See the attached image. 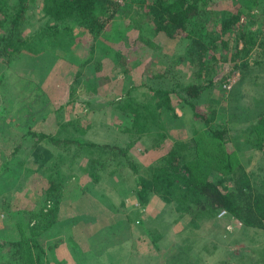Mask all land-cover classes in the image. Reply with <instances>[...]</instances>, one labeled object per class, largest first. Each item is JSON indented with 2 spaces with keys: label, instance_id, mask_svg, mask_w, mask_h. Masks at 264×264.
I'll return each instance as SVG.
<instances>
[{
  "label": "rangeland",
  "instance_id": "obj_1",
  "mask_svg": "<svg viewBox=\"0 0 264 264\" xmlns=\"http://www.w3.org/2000/svg\"><path fill=\"white\" fill-rule=\"evenodd\" d=\"M41 6L42 0L31 3L23 32L40 31L41 36L10 65L6 53L0 55V72L6 71L9 86L0 90V234L12 236L16 229L3 201L12 211L29 209L28 216L59 199L57 222L39 236L47 264H262L263 231L245 227L228 213L203 220L156 194L145 203L137 194L138 177L147 167L176 140L206 129L177 94L168 95L173 110L162 100L164 90L181 92L199 83L198 68L187 54L190 39L155 31L147 7L136 3L123 5L95 38L76 21L43 33L54 20ZM210 7L222 18L246 12L224 36L229 48L210 52V74L203 73L200 84L211 78L215 83L195 102L199 111L206 116L214 112L215 122L229 128L236 161L264 191V153L247 142L264 116V64L240 70L233 60L240 30L261 34L264 0H212ZM128 91L143 105L137 125L123 110ZM155 112L159 116H151ZM31 128L120 144L130 157L108 149L93 172L90 150L74 144L35 137L14 151ZM52 179L60 190L50 200L44 190H52Z\"/></svg>",
  "mask_w": 264,
  "mask_h": 264
},
{
  "label": "trees",
  "instance_id": "obj_2",
  "mask_svg": "<svg viewBox=\"0 0 264 264\" xmlns=\"http://www.w3.org/2000/svg\"><path fill=\"white\" fill-rule=\"evenodd\" d=\"M33 1L0 0V55L6 53L8 65L29 48L36 35L41 36L40 31L38 34H23ZM135 3L136 6L147 7L145 13L150 17L155 31L164 32L171 38L181 36L190 39L191 47L187 54L191 64L198 68L196 76H199V83L181 86V92L176 89L164 90L165 96L162 100L173 110L168 95L177 94L180 102L192 107L195 119L203 122L206 128L195 130L190 138L176 140L165 156L145 169L146 172L137 181L140 201L147 202L153 193L168 204L177 203L180 209L196 217L201 215L203 220L217 217L225 210L245 227L264 232V191L253 184L246 167L236 161V152L229 145L233 139L229 128L215 122L214 112L206 116L199 111L195 102L215 83V79L211 78L208 83L200 84L202 74H210L206 70L209 67L210 52L229 48L224 36L234 31L245 10H238L222 18L215 15L214 9L210 7L212 0H42L41 9L44 15L54 20L43 33L54 29L58 31L68 23L76 21L81 27L90 30L95 38L102 26L117 16L123 5L130 4L133 8ZM101 17L107 20H101ZM262 28L261 34L251 28L239 31V46L233 57L236 69L248 70L252 66L264 64V27ZM253 53L256 54L255 58ZM3 88H9L6 71L0 72V90ZM129 94L131 91L127 92L128 101L124 103L123 110L129 122L132 120L131 123L137 125L142 117L143 105L133 100ZM157 115L159 116L155 112L151 116ZM253 128L252 133L256 135L252 140L248 138L247 142L264 153V116ZM35 137L39 140L47 138L56 145L74 144L78 150L89 149L88 167L90 170L92 165L93 172V167L100 163L105 156L103 152L108 149L120 157H130L127 149L120 144H99L83 137L52 136L46 131L39 132L32 128L18 138L14 151H19L27 140ZM73 154L78 157L75 152ZM6 164L7 161L2 169H5ZM129 164L136 169L130 159ZM54 180L52 179V184L56 182ZM57 186L58 184H54L52 190H44L48 199L57 197L60 190ZM2 204L5 205L3 209L16 229L12 236L0 234V263L47 264L39 236L57 222L59 199H54L53 205L48 209L31 210L34 213L28 216L26 213H29V209L12 211L8 201H3ZM42 220L45 222H41ZM155 246H158L157 243ZM261 255L260 261L264 264V247Z\"/></svg>",
  "mask_w": 264,
  "mask_h": 264
},
{
  "label": "built area",
  "instance_id": "obj_3",
  "mask_svg": "<svg viewBox=\"0 0 264 264\" xmlns=\"http://www.w3.org/2000/svg\"><path fill=\"white\" fill-rule=\"evenodd\" d=\"M226 213H227V212L224 210V211L220 212V215L223 216V215H225Z\"/></svg>",
  "mask_w": 264,
  "mask_h": 264
}]
</instances>
